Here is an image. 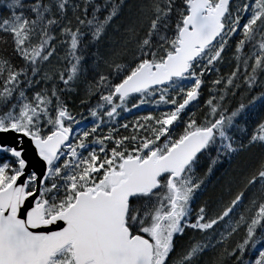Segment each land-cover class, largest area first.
Wrapping results in <instances>:
<instances>
[{
	"label": "snow or ice",
	"instance_id": "1",
	"mask_svg": "<svg viewBox=\"0 0 264 264\" xmlns=\"http://www.w3.org/2000/svg\"><path fill=\"white\" fill-rule=\"evenodd\" d=\"M0 7V264H264V0Z\"/></svg>",
	"mask_w": 264,
	"mask_h": 264
},
{
	"label": "trees",
	"instance_id": "2",
	"mask_svg": "<svg viewBox=\"0 0 264 264\" xmlns=\"http://www.w3.org/2000/svg\"><path fill=\"white\" fill-rule=\"evenodd\" d=\"M5 10L0 7V14H4ZM255 151V150H254ZM243 154L241 157H238L237 160L243 159ZM228 166L225 165V168ZM217 176H219V173H217ZM220 181L216 178L213 177V183L209 185V191H208V196L212 197L213 199L219 197L221 195V188H220ZM215 186V187H214ZM207 198V197H206Z\"/></svg>",
	"mask_w": 264,
	"mask_h": 264
}]
</instances>
